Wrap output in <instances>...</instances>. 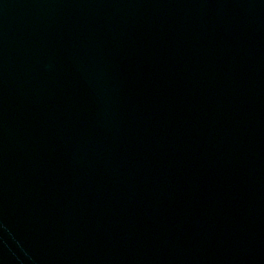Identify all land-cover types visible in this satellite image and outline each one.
<instances>
[{
  "label": "water",
  "instance_id": "1",
  "mask_svg": "<svg viewBox=\"0 0 264 264\" xmlns=\"http://www.w3.org/2000/svg\"><path fill=\"white\" fill-rule=\"evenodd\" d=\"M0 264H264V0H0Z\"/></svg>",
  "mask_w": 264,
  "mask_h": 264
}]
</instances>
